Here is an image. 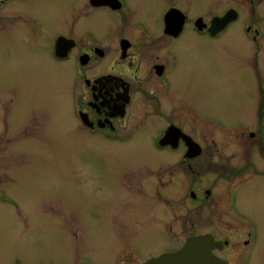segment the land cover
<instances>
[{
	"label": "flooded vegetation",
	"instance_id": "flooded-vegetation-1",
	"mask_svg": "<svg viewBox=\"0 0 264 264\" xmlns=\"http://www.w3.org/2000/svg\"><path fill=\"white\" fill-rule=\"evenodd\" d=\"M225 16V26L212 30ZM234 25L231 35L243 51L223 39ZM0 43L68 64L70 75L56 81L58 103L45 111L47 122L55 120L59 131L69 121L63 126L69 136L108 147L101 153L110 165L107 242L70 228L62 232L63 248H50L49 260L41 254L35 264H144L205 234L221 242L211 253L226 264H264V251L250 248L251 223L237 209L249 189L260 188L256 182L264 184V0L223 6L206 0H57L47 15L44 0H0ZM228 48L227 58L236 55L255 82L241 88L255 95L236 122L247 128L223 129L222 120L186 98L236 93L220 87L221 80H233L232 63L220 61ZM15 92L0 91V145L7 146L4 155L0 148V208L27 219L14 198L21 145L40 140L49 127L30 122L35 117L27 111L20 118L13 113L7 101ZM169 129L175 136L165 135ZM125 202L132 214L116 219ZM137 204L148 214H137ZM205 219H220L219 230L204 231ZM2 220L0 264H29L26 253L10 257L12 232Z\"/></svg>",
	"mask_w": 264,
	"mask_h": 264
},
{
	"label": "rangeland",
	"instance_id": "rangeland-1",
	"mask_svg": "<svg viewBox=\"0 0 264 264\" xmlns=\"http://www.w3.org/2000/svg\"><path fill=\"white\" fill-rule=\"evenodd\" d=\"M206 1L209 4L219 2L223 6L229 4L231 0ZM56 4L57 0H44V14L50 13ZM244 15L248 18L246 12ZM237 27L238 25L232 26L223 39L229 42L231 49L243 51L237 36L231 35V30ZM229 51L230 48L221 53V63L230 55ZM44 55L43 52L42 56ZM227 60L232 63L233 80L230 84L221 80L220 87H233L237 90L236 93L229 95L203 93L195 96L189 94L186 96L187 102L196 103L201 111L209 112L215 119L222 120L227 125L223 129L247 128L250 125L239 126L236 122L237 118L242 116V111H247L254 105L255 95L241 88L248 85L254 87L255 82L248 77L250 75L245 74L246 69L240 66V60L236 55L231 54ZM263 62L264 56L262 61L264 75ZM70 70V66L65 63L31 58L28 48L21 52L14 43L7 45L0 43V91L7 89L16 91L13 99L7 101L11 103V110L15 115L18 111L19 118L20 113L27 111L29 116L35 117L30 122L49 127L40 140L32 142L28 138L25 145H21L24 147L25 155L22 157V164L17 167V170L21 171L19 180L13 182L16 186L14 198L21 205L27 219H18L11 211L4 212L0 208L3 226L10 228V233L12 232V240L8 239L7 242L10 257L26 253L29 264H35L36 258L41 254L43 261H48L52 247L63 248L62 232L69 231L70 228L92 233L93 241L99 244L107 242L110 232L112 214L107 201L110 194L108 183L110 172L105 168V165L109 167L110 165L106 157L103 159L101 155L108 147L102 141L97 142L93 139L85 141L69 136L68 129L63 128L71 126L69 121L67 123L62 121L58 131L55 120L47 122L46 118L45 111L52 110L58 103L55 102L57 98L54 93L56 81L67 78ZM221 74L224 76L226 73ZM192 77L197 79L196 76ZM61 87H64L62 82ZM1 147L4 155L7 146L0 145ZM17 170L14 171L18 172ZM256 183L260 188L255 184L253 189H249L244 197L245 203L238 205L237 209L239 214L248 217L242 220L246 224L251 223L253 243L250 248L264 251V184ZM11 187L12 185L8 187L9 192ZM127 208L128 203H122L120 215L116 219L125 220L126 216L132 214L126 213ZM137 208V214H148V210L141 204H137ZM219 220L205 219L203 230H219ZM167 222L168 219H165L164 224ZM221 227L225 229V223ZM21 233L23 234L20 235ZM20 238L26 240L21 242ZM161 239L162 235L159 236V244L162 245Z\"/></svg>",
	"mask_w": 264,
	"mask_h": 264
},
{
	"label": "water",
	"instance_id": "water-1",
	"mask_svg": "<svg viewBox=\"0 0 264 264\" xmlns=\"http://www.w3.org/2000/svg\"><path fill=\"white\" fill-rule=\"evenodd\" d=\"M227 20V16L219 19L213 23L212 30H221L227 23ZM165 135H174V132L172 129H169ZM219 245H221V242L214 241L213 236L210 234L189 237L179 251L158 256L144 264H226L211 253L212 248Z\"/></svg>",
	"mask_w": 264,
	"mask_h": 264
}]
</instances>
